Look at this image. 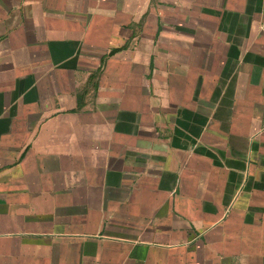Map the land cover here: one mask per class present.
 I'll return each instance as SVG.
<instances>
[{"label": "crops", "instance_id": "crops-1", "mask_svg": "<svg viewBox=\"0 0 264 264\" xmlns=\"http://www.w3.org/2000/svg\"><path fill=\"white\" fill-rule=\"evenodd\" d=\"M0 264H264V0H0Z\"/></svg>", "mask_w": 264, "mask_h": 264}]
</instances>
